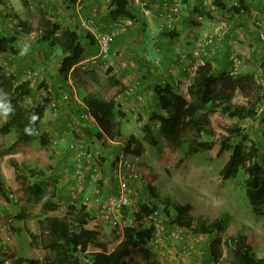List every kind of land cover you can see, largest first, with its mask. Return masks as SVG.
<instances>
[{
    "label": "rangeland",
    "instance_id": "374dc122",
    "mask_svg": "<svg viewBox=\"0 0 264 264\" xmlns=\"http://www.w3.org/2000/svg\"><path fill=\"white\" fill-rule=\"evenodd\" d=\"M48 1L47 10L49 12L55 13L58 20L63 24L70 19V21L76 19L73 25L78 31H83V34L90 33V30L84 23H78L76 17H79V19L82 17L86 20L92 18L95 30L118 31L111 44V53L108 58L105 59L99 56L97 46H93L91 48L92 53H86L85 58L79 62L82 65L81 81L84 82L86 79L88 84L82 88H77L72 84H70V87L72 89L71 95L77 101L86 94H96L106 98L108 77L113 75L117 80L122 81L125 89L118 93L115 100L126 114L125 117L120 118L123 124V137L117 138V141H110L103 146L83 130V127L92 121L89 119L87 121L82 120L74 114L73 117L65 116L66 114L63 113L65 107H72L69 106V103H65L72 99L70 96L71 89L65 88L63 77L60 74L58 75L57 66L63 53L57 46L47 51V48L35 41L40 32L39 21L42 6L38 4L37 0H30V4L27 6L22 0H7L9 5L13 6L23 18L30 20L34 26V31L31 34L19 37L23 41L20 50L24 51V54H30L29 58L25 57L24 59L25 64L28 65L20 71L11 66L8 71L18 74L19 79L30 78L33 85H37L41 80L45 81V86L37 88L35 86L34 95L27 97L25 104L42 103L47 96L50 97L52 100L46 104L49 120L54 121L56 117H61V122L66 128L62 130L55 129L56 124L51 122L48 126H39L34 131L36 137L23 143L17 150L0 156V177L4 181L9 197V200H6L0 195V205L3 206L6 203L11 206V214L13 213L10 214L11 220L9 217L3 218L5 213H2L0 218V240H5L7 243L6 251L1 252L0 250V259L5 260L2 264H12L11 253L13 251L17 254L15 257L34 258H42L45 253L52 252L49 248H45L49 241L48 231L41 227L38 222V218L44 215L41 212V207L50 198V193L54 189H61L72 180H76L79 184L77 193L81 191L80 189H85L83 195L74 199L76 205L79 206L82 202L87 204L90 213L101 224L103 241L107 243L109 250L121 239L123 227L131 224L133 213L139 209V205L144 202L147 203L149 200L155 201L146 188L149 185H154L161 202L169 198L175 202L192 203L196 218L202 216L211 221L223 217L225 222L224 229L221 232L222 239L246 232L249 236H254L252 240L255 241V248L263 250L264 207L260 216L254 213L246 194V173L244 169H240L236 175L230 178H224L221 176L220 170L225 158L211 159L205 151L192 155L180 163L178 160L182 155V150L174 149L170 145L158 132V125H153L158 145L153 146L144 140V151L139 156L138 164L143 172V179L136 189L134 187L131 189L133 197L136 198V207L115 208L112 214H104L103 204L111 197L118 195L114 167L115 162L122 153V150H119L123 144L121 142L130 133L144 139L142 126L150 122V111L157 108V102L152 96L153 94L150 93V90H152L151 84L146 85L140 82L143 73H139L137 70L139 67L137 69L133 68L131 64V61L136 62L134 54H138L139 41L143 36L128 33L132 24L128 25L125 22H121V29H116L117 26L107 17L110 0H80L83 3L80 12L75 11V8L68 11L65 4L66 0ZM146 1V8L152 9L151 3L148 0ZM86 7H89L90 10H86ZM175 10L177 9L175 8ZM4 11V7L0 6V12ZM86 11L89 15L84 16L83 14ZM100 13L103 15L99 16ZM70 14H72V17H69ZM96 18L99 20L96 21ZM169 18L171 23V17ZM11 23V20L0 21V29L3 28L6 31V27L7 29L11 27ZM106 24L107 26H105ZM218 28H215V30ZM215 30L212 32H215ZM204 41L205 36L199 40L201 45L198 41L196 43V45L198 44L195 52L197 61L191 62L187 52L191 47H187L189 50L184 52L186 55L182 57L183 60L177 59V62L171 68L187 64V67L191 69L197 62L201 63L202 59L199 58L198 61V57L205 48ZM88 44L89 42H85V45ZM36 46H38V49ZM11 57L15 58L11 54H0V64L7 66L6 61ZM254 69L250 71H254ZM243 72L241 70V73ZM168 73L166 77L161 78V81L175 78L172 70ZM191 78L186 75L184 80L177 79L178 82H173L176 83L177 90L183 93L191 103H195L202 108L197 96L187 92V86ZM259 78L261 77L259 76ZM259 82L263 83L261 80ZM262 85L264 86V84ZM262 91L264 92V88H262ZM65 97H68V100ZM234 100L237 103L242 101L241 92L238 91L235 94ZM77 112L79 113L78 109ZM217 116L227 122H238L243 128V132L248 136V139H243L245 145L248 147L252 142L256 143L259 150L264 152V104L259 107L258 114L255 117L239 120L230 118L220 112L217 113ZM7 117L8 114L5 115L0 111V126ZM40 132L47 133L49 143L46 147L40 143ZM15 138L14 131L9 133L0 132V150L9 146ZM237 141H240V139H237ZM74 144L76 149L71 155L69 150ZM117 154L118 158L115 160ZM10 158H14L18 163H21L30 183L37 181L40 177L38 174L40 171L44 172V182H42L43 179L41 181L44 187V195L41 198L31 196L27 199L24 196L25 194L21 191L20 184L16 180L14 168L10 164ZM53 168H58L60 173L55 175ZM84 172L89 173L88 179H83ZM101 181H104L102 187H100ZM84 185L86 186L84 187ZM65 193L62 192L53 199L59 205L58 212L60 214L65 213L66 207L71 204L67 202ZM163 207L164 204L159 203L156 208L161 213V240L157 243L151 242L148 245L152 249L154 257L161 264H211L208 255L209 236L206 234L196 236L190 230L177 226L173 223L175 212L171 210L172 215L169 216L163 211ZM30 233L35 234L36 239L31 240ZM12 239H16L18 243V246L14 249L8 247ZM230 258V251L223 245V256L218 264H228Z\"/></svg>",
    "mask_w": 264,
    "mask_h": 264
},
{
    "label": "trees",
    "instance_id": "16d2710c",
    "mask_svg": "<svg viewBox=\"0 0 264 264\" xmlns=\"http://www.w3.org/2000/svg\"><path fill=\"white\" fill-rule=\"evenodd\" d=\"M78 1L66 0L68 11L75 8V11L80 12L81 10H77L75 5ZM202 1L204 3L205 0ZM22 2L26 6L30 4V0H22ZM37 2L42 6V10L39 21L40 32L35 41L47 48V51L57 46L63 53L57 67L58 75L63 77L65 88L71 89L70 80L72 86L77 88L86 86L88 81L86 79L84 82L81 81L82 65L79 62L85 58L86 53H92L93 46L98 48L94 36L89 32L83 34V31H78L73 25L76 19L61 23L55 13L47 10L48 0H37ZM210 2L213 4L211 9L223 8L218 0ZM204 5L206 4L204 3ZM0 6L5 9L4 12H0V21L11 20L12 22L11 27L8 29L6 27V31L3 28L0 29V54H11L15 57L6 61L7 66L0 64V103L12 108L7 119L0 126V132L14 131L16 136L9 146L0 150V156H2L17 150L23 143L37 136L34 131L45 116L47 102L52 99L47 96L42 103L25 104L26 98L34 95L35 86L36 88L45 86V81L41 80L37 85H33L30 78L19 79L18 74L8 71V69L12 66L20 71L28 65L25 64L24 59L25 57L29 58L30 54H24V51L20 50L23 41L19 37L31 34L34 31V26L30 20L23 18L13 6L9 5L7 0H0ZM143 7L146 8L147 5H143ZM161 7L163 14L170 12L174 15L176 12L175 8L171 6L170 0H167L166 5L162 2ZM243 8H246L245 3L240 0L238 5H234L229 10L233 11L232 13H241ZM232 16L234 15H230V17ZM69 17H72V14ZM107 17L113 23L119 19L128 18L132 21L133 26L138 15L130 6L129 0H110ZM166 26L163 27L166 29L159 33V38L172 39L176 37L177 31L167 29L170 26ZM212 33L205 36V45L209 46L214 43L216 37L212 43H206V39ZM85 42H89V44L85 45ZM36 48L38 49V46ZM235 58L240 60V65L239 56L233 55L230 58L229 69L220 72L216 71L217 67H214L213 62L209 59H203L202 63H199L192 71L194 74L187 86V92L197 96L202 108L191 103L183 93L179 92L173 81L158 80L154 82L151 86L157 108L150 111V122L142 126L144 139L130 133L121 142L123 144L120 148L117 147L126 154L140 156L144 151V140L153 146L158 145L153 126L158 125V132L170 145L174 149L182 150V155L178 160L180 163L192 155L205 151L211 159L225 158L220 170V174L224 178H230L236 175L240 169H244L247 197L254 213L260 216L264 207V152L259 150L256 143L252 142L248 147L245 145L243 139H248V136L243 132V128L238 122H227L217 116V113L220 112L239 120L255 117L259 107L264 104V92L262 91L264 78L256 71L241 73L239 65H237L238 73L230 75V70L235 65ZM262 66H264V61ZM260 80L263 81L262 84L259 82ZM124 89L122 81L117 80L113 75L109 76L106 98L96 94H86L83 97V104L86 107L83 110L78 108L79 113L76 111L82 120L92 121L85 125L83 130L103 146L123 137V124L120 118L125 117L126 114L116 102L115 97ZM238 91L242 94V101L239 103L234 100ZM65 98L68 100V97ZM68 103L69 106H72L71 109L75 103L80 104L75 99L69 100L65 104ZM86 114L89 116L84 117ZM33 118H35L34 123L32 122ZM26 126L33 129V135L25 133ZM39 137L41 145L46 147L49 143L47 133L40 132ZM75 149L74 144L70 149L71 155ZM117 158L118 154L115 160ZM10 164L14 168L16 180L19 182L24 196L27 199L31 196L41 198L44 195V187L41 183L42 179L44 182V172L40 171L37 181L30 183L21 163L10 158ZM103 184L104 181H101L100 187ZM117 184L118 182H116ZM146 188L155 201L149 200L147 203L139 205V209L133 213L131 224L123 227L121 239L111 250L103 241L101 224L90 213L87 204L82 202L77 206L76 203H71L66 207V212L60 214L58 212L59 205L53 200L57 195H60L59 189H54L50 193V198L42 204L41 212L44 215L38 218L41 227L46 229L49 234V241L45 248H49L52 252L45 253L42 258H34L15 257L17 254L13 251L11 253L12 264H161L154 257L152 249L148 247L155 233V225L149 223L148 215L158 207L159 203L164 204L163 211L167 215H172L171 210L175 212L173 223L177 226L190 230L196 236L202 234L209 236L208 255L211 264H218L222 259L223 245L231 253L228 264H264V249L255 248V241L252 240L254 236L241 232L222 239L221 232L225 222L223 217L211 221L202 216L196 218L192 203L175 202L169 198L161 202L154 185H149ZM0 195L9 200L8 190L1 177ZM30 235L31 240L36 239L35 234L30 233ZM4 261V259H0V264Z\"/></svg>",
    "mask_w": 264,
    "mask_h": 264
},
{
    "label": "crops",
    "instance_id": "0c3cea01",
    "mask_svg": "<svg viewBox=\"0 0 264 264\" xmlns=\"http://www.w3.org/2000/svg\"><path fill=\"white\" fill-rule=\"evenodd\" d=\"M145 1L129 0L130 6L136 11L138 18L128 33L143 36L139 41L138 54H134L136 62L131 61L133 68L135 67L137 69L139 67L137 70L139 73H143L140 82L146 85H152L159 79L161 81V78L166 77L169 74L168 71L170 72L171 70L173 75H175V78L173 80L171 79V81L178 82V80H184L186 75L189 78L192 77L194 74L192 71H194L200 62H197L191 69L187 67V64H182V66L176 68H171V66L177 62V59L183 60L182 57L186 55L184 52L189 50L187 47H191L187 51L191 62L197 61L195 57L198 45H196L197 41L199 42L201 37L206 36L217 27H219L218 29L222 33L216 36L213 44L209 46L205 45L204 49L201 48L203 50L198 57V61L199 58L202 60L209 59L213 62L214 67H217L216 71L220 72L229 69L231 56L238 55L241 59V64L239 65L240 72L242 70L245 73L256 68L254 72L260 71V75L264 78V66H262V62L264 61V39L260 38V35L264 31V0H243L246 8H243L241 13H232L233 11L229 10L234 5H238L240 0H218V3L223 5V8L219 7L214 9H211L209 3L204 5L202 0H170L171 6L174 7L176 5L175 8L177 10L174 15L170 12L162 13V0H148L152 5V12L148 14L143 7ZM86 10H90V8L86 7ZM83 15H89L88 11ZM98 15L103 14L100 13ZM230 15L234 16L230 17ZM169 17H171L172 22L167 29L176 30L177 36L172 39L159 38V33L163 29H166L163 27L168 25ZM76 18L78 23H83L86 20L82 17L81 19L79 17ZM98 20L96 18V21ZM70 84H72L71 80ZM152 91L150 90V93L153 94ZM71 93L70 96L73 99L74 97ZM78 102L80 104L75 103L72 109L71 107H65L63 113L67 117H73V114L77 116V109L80 108V110H83L86 107L83 104L82 97L78 99ZM61 119V117H56L54 121L49 120L46 109L45 116L41 119L38 127L48 126L51 122L56 124L55 129H65L66 126L62 124ZM53 170L55 171V175L60 173L58 168H53ZM88 178L89 173L86 174L84 172L83 179ZM78 185L76 180H72L69 184L66 183L64 187L59 189V194L66 192L67 202L75 203L74 199L77 196L83 195L85 192V189H80L81 191L77 193ZM72 189L74 191H71ZM2 213H5L3 214L4 219L9 217L11 220V215L13 214H11V206L6 203L3 206L0 205V218ZM11 242L8 244V247L14 249L18 246L16 239H12ZM6 246L7 243L5 240H0L1 252L6 251Z\"/></svg>",
    "mask_w": 264,
    "mask_h": 264
},
{
    "label": "built area",
    "instance_id": "2783aa9c",
    "mask_svg": "<svg viewBox=\"0 0 264 264\" xmlns=\"http://www.w3.org/2000/svg\"><path fill=\"white\" fill-rule=\"evenodd\" d=\"M162 2L166 5L167 0H162ZM205 4L209 3V6H212L213 4L208 0L204 1ZM146 5V1L145 4ZM77 10H82L83 3L79 0L76 4ZM145 11L150 14L152 12L151 8H145ZM94 15V13H93ZM121 22H125L128 25L132 24V21L128 18L125 19H119L117 20L114 25L117 26L116 29H121L120 26ZM85 26L90 30L92 35L94 36L96 43L98 45L99 50V56L103 58H108L111 53V44L114 40L115 35L118 33V31H98L95 30L93 26V19L88 18V20H85L83 22ZM168 26H170V21H168ZM222 33L219 29H217L215 32L210 34L208 38L206 39V43L210 44L212 43L213 39L218 35ZM261 38L264 39V32L261 34ZM201 45V43H200ZM202 63V62H201ZM240 60L238 61L235 58V65L232 70H230V75H235L238 73L237 65H239ZM89 115L86 114L84 117H88ZM73 147V145H72ZM139 156H132L130 154H126L122 151L119 159L115 162V172H116V180L118 182V195L111 197L108 201H106L103 204V212L105 215L112 214L115 210V208H132L136 207V198L132 195L133 187L136 189L138 185L142 182L143 179V172L139 166ZM161 213L159 210L155 209L152 213L148 215V221L149 223H153L155 225V233L154 237L152 239V242L157 243L161 240V229L162 226L160 224L161 222Z\"/></svg>",
    "mask_w": 264,
    "mask_h": 264
},
{
    "label": "clouds",
    "instance_id": "9594fccd",
    "mask_svg": "<svg viewBox=\"0 0 264 264\" xmlns=\"http://www.w3.org/2000/svg\"><path fill=\"white\" fill-rule=\"evenodd\" d=\"M0 111H2L5 115H7L8 113H10L12 111V108L9 105H6L4 103H0ZM34 120H35V118H33V121H32L33 123H34ZM25 133L28 135L34 134L33 129L30 126H26Z\"/></svg>",
    "mask_w": 264,
    "mask_h": 264
}]
</instances>
